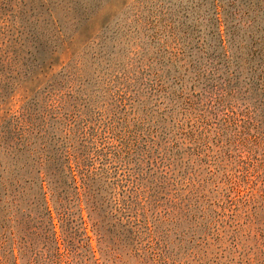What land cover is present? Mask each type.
<instances>
[{
	"label": "rangeland",
	"instance_id": "374dc122",
	"mask_svg": "<svg viewBox=\"0 0 264 264\" xmlns=\"http://www.w3.org/2000/svg\"><path fill=\"white\" fill-rule=\"evenodd\" d=\"M0 264H264V0H0Z\"/></svg>",
	"mask_w": 264,
	"mask_h": 264
}]
</instances>
